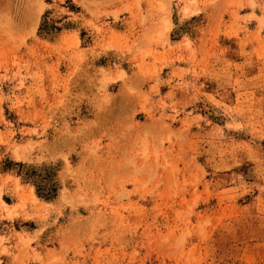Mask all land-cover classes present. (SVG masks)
Wrapping results in <instances>:
<instances>
[{"label": "rangeland", "instance_id": "rangeland-1", "mask_svg": "<svg viewBox=\"0 0 264 264\" xmlns=\"http://www.w3.org/2000/svg\"><path fill=\"white\" fill-rule=\"evenodd\" d=\"M0 264H264V0H0Z\"/></svg>", "mask_w": 264, "mask_h": 264}, {"label": "crops", "instance_id": "crops-1", "mask_svg": "<svg viewBox=\"0 0 264 264\" xmlns=\"http://www.w3.org/2000/svg\"><path fill=\"white\" fill-rule=\"evenodd\" d=\"M20 187H30L29 185H27L26 183H23V184H21L20 183ZM31 188V187H30ZM30 188H29V190H30ZM32 189V188H31ZM32 191V195L34 196V193H35V191H34V189H32L31 190ZM35 197L37 198V199H39V201L40 202H43V203H45V205H49V204H53V202H51V203H48V202H46L45 200H43V199H40V198H38L36 195H35ZM59 199V198H58ZM56 200V199H55ZM55 202V201H54ZM15 203V202H14ZM14 203H11V204H7V203H5L6 204V206L7 207H12V206H14L15 204Z\"/></svg>", "mask_w": 264, "mask_h": 264}]
</instances>
